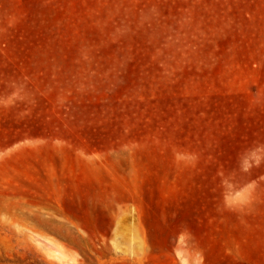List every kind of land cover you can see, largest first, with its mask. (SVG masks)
<instances>
[{"label": "rangeland", "instance_id": "rangeland-1", "mask_svg": "<svg viewBox=\"0 0 264 264\" xmlns=\"http://www.w3.org/2000/svg\"><path fill=\"white\" fill-rule=\"evenodd\" d=\"M0 264H264V0H0Z\"/></svg>", "mask_w": 264, "mask_h": 264}, {"label": "bare ground", "instance_id": "bare-ground-1", "mask_svg": "<svg viewBox=\"0 0 264 264\" xmlns=\"http://www.w3.org/2000/svg\"><path fill=\"white\" fill-rule=\"evenodd\" d=\"M137 238L138 231L133 214H123L116 225V244L133 248V245L137 243Z\"/></svg>", "mask_w": 264, "mask_h": 264}]
</instances>
